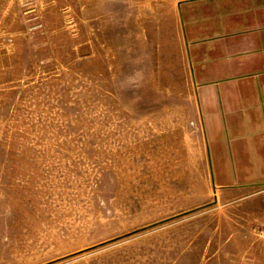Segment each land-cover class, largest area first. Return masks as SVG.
Wrapping results in <instances>:
<instances>
[{"label": "rangeland", "instance_id": "rangeland-1", "mask_svg": "<svg viewBox=\"0 0 264 264\" xmlns=\"http://www.w3.org/2000/svg\"><path fill=\"white\" fill-rule=\"evenodd\" d=\"M224 10L0 0V264H264V186L208 175L188 59Z\"/></svg>", "mask_w": 264, "mask_h": 264}, {"label": "crops", "instance_id": "crops-1", "mask_svg": "<svg viewBox=\"0 0 264 264\" xmlns=\"http://www.w3.org/2000/svg\"><path fill=\"white\" fill-rule=\"evenodd\" d=\"M214 42L188 53L198 61L195 91L208 175L217 187L254 193L264 186V0H230ZM195 63V62H193Z\"/></svg>", "mask_w": 264, "mask_h": 264}]
</instances>
